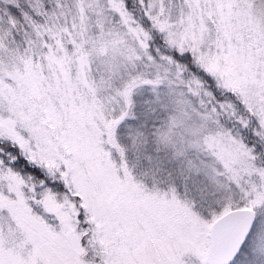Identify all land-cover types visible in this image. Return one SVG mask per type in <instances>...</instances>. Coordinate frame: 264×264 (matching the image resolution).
<instances>
[{"label":"snow or ice","instance_id":"6c2138e0","mask_svg":"<svg viewBox=\"0 0 264 264\" xmlns=\"http://www.w3.org/2000/svg\"><path fill=\"white\" fill-rule=\"evenodd\" d=\"M0 264H264V0H0Z\"/></svg>","mask_w":264,"mask_h":264}]
</instances>
